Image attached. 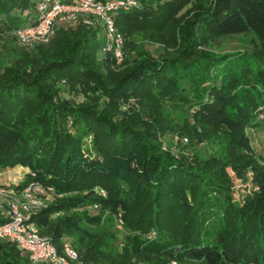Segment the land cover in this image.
<instances>
[{
	"label": "trees",
	"instance_id": "obj_1",
	"mask_svg": "<svg viewBox=\"0 0 264 264\" xmlns=\"http://www.w3.org/2000/svg\"><path fill=\"white\" fill-rule=\"evenodd\" d=\"M135 1L118 64L94 17L23 47L40 0H0V174L29 170L0 188L47 191L30 220L81 264H264V0ZM104 217L124 220L118 251ZM0 264L33 263L0 239Z\"/></svg>",
	"mask_w": 264,
	"mask_h": 264
},
{
	"label": "built area",
	"instance_id": "obj_2",
	"mask_svg": "<svg viewBox=\"0 0 264 264\" xmlns=\"http://www.w3.org/2000/svg\"><path fill=\"white\" fill-rule=\"evenodd\" d=\"M137 5L135 0H77L74 4L63 3L62 0H40L39 18L35 26L20 29L15 36L19 43L32 49L37 44L49 43L56 35L60 23L75 22L81 16L91 23L96 18L103 26L106 44L105 53H113L117 63H122L124 52V36L117 30L115 17L121 10H128ZM39 185H31L24 191L28 204L20 206L9 202L8 220L0 224V239L15 243L19 250L27 253L33 264H81L78 253L66 243L62 253L58 251L52 240L41 236L37 225L30 220L25 211L35 201L33 195H39ZM10 192L5 187L0 188V196ZM103 194H105L103 192ZM43 206V202L34 203ZM93 209H98L97 206ZM122 223V220H120Z\"/></svg>",
	"mask_w": 264,
	"mask_h": 264
},
{
	"label": "rangeland",
	"instance_id": "obj_3",
	"mask_svg": "<svg viewBox=\"0 0 264 264\" xmlns=\"http://www.w3.org/2000/svg\"><path fill=\"white\" fill-rule=\"evenodd\" d=\"M243 39V40H242ZM257 36L254 34H249L248 38L241 37H231L226 39L224 43V49L227 51L232 50H239V49H245L249 48L251 45L253 46L257 42ZM259 42V41H258ZM0 51H1V43H0ZM252 142L254 147L257 149L258 152L262 153L264 152V134L261 132L255 131L252 133ZM171 141L173 143V149L174 151H178L177 142L179 141L178 137L171 138ZM184 143H188V139L186 138L184 140ZM29 173L28 169H25L24 167H18L14 170H9L8 172L4 174H0V183L6 184V185H17L20 182H22L27 174ZM39 195H33V200L36 203H40V201L45 202L43 196L47 194V191H45L43 188L38 189ZM9 202H15L18 203L21 207L28 204V202L24 198V191L16 190V188H11L8 195L1 197L0 196V211L6 215H8L9 211ZM34 202V203H35ZM29 205L28 211H25L24 214L31 217L34 213L38 212L41 209V205L37 204ZM44 206V205H43ZM60 216H63V213L56 214L54 217L58 218ZM122 220V223L120 222ZM108 221L107 218L104 217L103 222L101 226L96 227V230L104 231V229H108ZM107 231V230H105ZM107 233H110V235L106 236V247L105 250L110 249L112 251H118L119 248L124 244L125 242V234H127V230L125 228V223L123 219L115 218V221L113 223V227H110L108 229ZM112 233L115 234V237L113 238ZM117 237V238H116ZM175 264V263H173Z\"/></svg>",
	"mask_w": 264,
	"mask_h": 264
}]
</instances>
